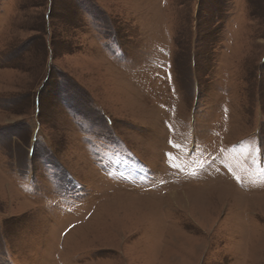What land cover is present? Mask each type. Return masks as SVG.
Returning a JSON list of instances; mask_svg holds the SVG:
<instances>
[{"label": "rangeland", "instance_id": "374dc122", "mask_svg": "<svg viewBox=\"0 0 264 264\" xmlns=\"http://www.w3.org/2000/svg\"><path fill=\"white\" fill-rule=\"evenodd\" d=\"M0 264H264V0H0Z\"/></svg>", "mask_w": 264, "mask_h": 264}]
</instances>
